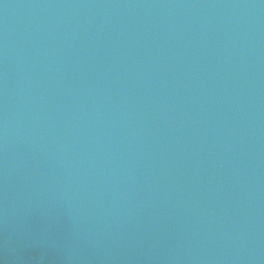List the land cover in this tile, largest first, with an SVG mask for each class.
Wrapping results in <instances>:
<instances>
[{"label": "water", "instance_id": "obj_1", "mask_svg": "<svg viewBox=\"0 0 264 264\" xmlns=\"http://www.w3.org/2000/svg\"><path fill=\"white\" fill-rule=\"evenodd\" d=\"M0 264H264V0H0Z\"/></svg>", "mask_w": 264, "mask_h": 264}]
</instances>
